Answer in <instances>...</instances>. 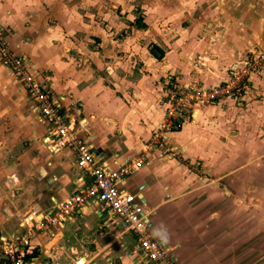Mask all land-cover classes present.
<instances>
[{"label": "crops", "instance_id": "0c3cea01", "mask_svg": "<svg viewBox=\"0 0 264 264\" xmlns=\"http://www.w3.org/2000/svg\"><path fill=\"white\" fill-rule=\"evenodd\" d=\"M127 9L124 0H0V28L11 49L57 95L100 165L112 170L146 150L165 116L170 82L189 85L202 64V80L217 85L240 62L242 46L254 51L264 44L263 35L242 42L235 22L233 39L193 26L182 37L149 22L138 29L124 15ZM155 46L160 51H153ZM263 79H255L251 106L259 103L253 95ZM222 101L188 113L181 129L169 135L180 159L153 151L123 185L150 213L152 233L178 264H237L242 250L235 241L232 256L231 245L225 244L231 230L227 213L234 208L233 216L238 213L236 195L226 188L235 190L240 179L235 166H243L245 150L264 154V129L250 126L264 127V120L252 115L243 125L239 122L243 132L230 136L226 118L214 114ZM49 133L16 80L0 66L2 241L17 240L57 203L90 183L70 150L53 149ZM244 134L254 139L250 146L243 147ZM231 226L232 235L240 233L236 224ZM32 242L38 255L30 264H78L83 259L81 264H144L135 238L113 226L97 205L83 206L61 224L46 225Z\"/></svg>", "mask_w": 264, "mask_h": 264}, {"label": "built area", "instance_id": "2783aa9c", "mask_svg": "<svg viewBox=\"0 0 264 264\" xmlns=\"http://www.w3.org/2000/svg\"><path fill=\"white\" fill-rule=\"evenodd\" d=\"M0 66L9 71L32 102L42 122L49 126L53 149L70 150L75 156L76 166L90 180L87 187L57 203L48 216L28 228L17 240H0V263L30 264L37 249L32 242L37 232L46 225L65 222L83 206L97 205L113 226L135 238L137 252L144 264H178L170 256L166 244L152 233L150 213L138 202L137 196L123 189L125 180L148 163L149 154L153 151L161 150L170 159H180L170 143L169 135L180 130L183 117L197 108L224 98L240 102L250 89L252 77L260 74L264 67V50L235 64L231 69V77L217 85L207 86L198 76L185 86L170 82L165 116L146 143V150L139 157L113 170L100 165L99 156L78 136L74 118L62 109L57 95L43 86L25 60L13 52L1 28ZM191 167L200 171L197 165Z\"/></svg>", "mask_w": 264, "mask_h": 264}, {"label": "rangeland", "instance_id": "374dc122", "mask_svg": "<svg viewBox=\"0 0 264 264\" xmlns=\"http://www.w3.org/2000/svg\"><path fill=\"white\" fill-rule=\"evenodd\" d=\"M124 1H126L128 5V9L125 11L124 15L128 18L129 22L138 29H143L142 27L147 25L146 22H149L152 28H160L161 30L165 29L168 31L173 30L179 37L184 36V31L189 26H193L195 30L202 29L206 34H208L209 31L219 32V36L223 39H233L238 28H241L242 42L250 36H264V0ZM190 9L195 10L191 11ZM239 21L241 22L240 24ZM234 22L238 26V28L236 27V32L232 27ZM251 27L253 30L250 29ZM216 34L217 33H215V35ZM194 35L195 38H197L198 34L196 32ZM143 36L145 37L146 35ZM206 39L208 40V38H205V40ZM253 49L254 51H248L249 49H245V47L242 46L239 55L240 62L247 56L260 54V52L264 50V44H260ZM195 65H198V63ZM201 66L205 68V65L201 64L200 66L198 65L199 68L194 67V70L197 71L198 77L202 79L201 75L203 71L200 70ZM228 75L229 74L224 75L226 79L222 82L231 77V74ZM260 78H264V67L260 74L252 77L250 89L244 93L240 102L232 98H224L223 101L221 100V104H215L218 108L214 114L226 118V133L230 136L234 135V131L239 130L243 132V128L239 129L238 127L241 125L239 122L241 121L243 125L247 120L246 118L252 115L257 114L259 117L262 116L264 120V79L253 95V98L259 102L257 107L254 105L251 106V101H249V98H252L251 91L255 79ZM204 83L206 84V82ZM168 87L170 88L169 84ZM211 104L212 103L206 104L201 108L209 107ZM261 124L262 123H254L250 126L253 128L258 125L260 128L264 129ZM244 126L249 125L244 124ZM247 132L249 131L247 130ZM230 133H232V135ZM242 138L241 142L243 143V147L250 146V142L254 140L247 134H244ZM245 151L247 152V150ZM245 151L241 155L243 166H235L236 169L238 168L236 175L240 178L235 190L231 187L226 188L227 192H234L237 196H235L237 200L235 204L236 210H238L236 216H233L235 208L228 211L225 221L227 229L231 228V230H233L231 225L236 224V231L240 233L232 235L231 230L227 232L225 235V244L231 245V251L228 252L233 256V254H236L232 249L234 247L233 244L235 241H238L237 243L241 246L242 250L236 254V257H239L236 261L237 264H264V154L259 152V154L250 155L249 152L245 153ZM227 157L232 158V155H228ZM253 160L256 162V166H245V164H250ZM231 167L233 169V166ZM232 169L230 170L232 171ZM230 197L233 198V194H231ZM238 201H240V203H238ZM231 255L230 257H232Z\"/></svg>", "mask_w": 264, "mask_h": 264}, {"label": "trees", "instance_id": "16d2710c", "mask_svg": "<svg viewBox=\"0 0 264 264\" xmlns=\"http://www.w3.org/2000/svg\"><path fill=\"white\" fill-rule=\"evenodd\" d=\"M154 50H155V51H156V50H157V51H160L158 48H156V46H155V47H153V51H154ZM37 255H38V253H37V252H35V255H34V257H36Z\"/></svg>", "mask_w": 264, "mask_h": 264}, {"label": "water", "instance_id": "95a60500", "mask_svg": "<svg viewBox=\"0 0 264 264\" xmlns=\"http://www.w3.org/2000/svg\"><path fill=\"white\" fill-rule=\"evenodd\" d=\"M83 261H84V259L81 262H79L78 264H81Z\"/></svg>", "mask_w": 264, "mask_h": 264}]
</instances>
